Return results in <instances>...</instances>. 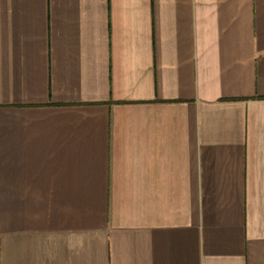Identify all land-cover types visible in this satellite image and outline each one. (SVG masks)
Masks as SVG:
<instances>
[{"label":"crops","instance_id":"obj_1","mask_svg":"<svg viewBox=\"0 0 264 264\" xmlns=\"http://www.w3.org/2000/svg\"><path fill=\"white\" fill-rule=\"evenodd\" d=\"M0 264H264V0H0Z\"/></svg>","mask_w":264,"mask_h":264}]
</instances>
